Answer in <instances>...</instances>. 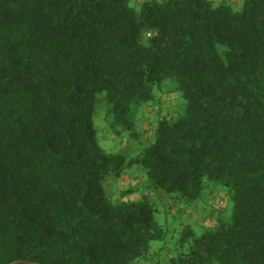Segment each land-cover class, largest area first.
Listing matches in <instances>:
<instances>
[{"label": "trees", "instance_id": "16d2710c", "mask_svg": "<svg viewBox=\"0 0 264 264\" xmlns=\"http://www.w3.org/2000/svg\"><path fill=\"white\" fill-rule=\"evenodd\" d=\"M166 79L182 111L129 160L106 152L97 108L137 139L133 108ZM133 164L178 200L206 181L232 200L170 264H264V0H0V264L146 257L154 201L104 188Z\"/></svg>", "mask_w": 264, "mask_h": 264}, {"label": "rangeland", "instance_id": "374dc122", "mask_svg": "<svg viewBox=\"0 0 264 264\" xmlns=\"http://www.w3.org/2000/svg\"><path fill=\"white\" fill-rule=\"evenodd\" d=\"M141 1L129 0V5L139 8ZM221 1L214 0L216 3ZM225 2L238 6L240 0ZM183 105V98L173 81L166 79L160 86L154 85L151 97L133 108L135 128L139 133L137 139L129 137L128 131L122 130L120 126L112 128L106 109L98 107L93 115L98 142L106 152L123 153L129 160L152 140L150 132L158 119L181 112ZM104 188L113 199L122 198L121 191L132 188L134 191L127 198L135 200L146 195L157 208L154 219L162 226L165 235L162 240L151 241L146 257L133 264H170L171 257L179 251L181 243L186 246L191 241L190 238L188 241L182 240L186 228L192 231V237H199L217 220H228L232 209V200L227 191L212 181L204 183L197 200L187 202L150 188L145 173L135 164L126 167L120 175H108L104 180Z\"/></svg>", "mask_w": 264, "mask_h": 264}, {"label": "water", "instance_id": "95a60500", "mask_svg": "<svg viewBox=\"0 0 264 264\" xmlns=\"http://www.w3.org/2000/svg\"><path fill=\"white\" fill-rule=\"evenodd\" d=\"M9 264H14V262H12V263H9Z\"/></svg>", "mask_w": 264, "mask_h": 264}]
</instances>
